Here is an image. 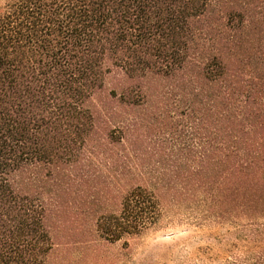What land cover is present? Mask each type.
Wrapping results in <instances>:
<instances>
[{"label":"trees","instance_id":"1","mask_svg":"<svg viewBox=\"0 0 264 264\" xmlns=\"http://www.w3.org/2000/svg\"><path fill=\"white\" fill-rule=\"evenodd\" d=\"M166 201L264 264V0L0 2V264L128 249Z\"/></svg>","mask_w":264,"mask_h":264},{"label":"rangeland","instance_id":"2","mask_svg":"<svg viewBox=\"0 0 264 264\" xmlns=\"http://www.w3.org/2000/svg\"><path fill=\"white\" fill-rule=\"evenodd\" d=\"M93 240H60L49 264H150L158 258L163 264H221L224 250L235 246V223L201 222L166 201L157 224L128 239V249L125 240L101 246ZM163 248L168 251L160 253Z\"/></svg>","mask_w":264,"mask_h":264}]
</instances>
